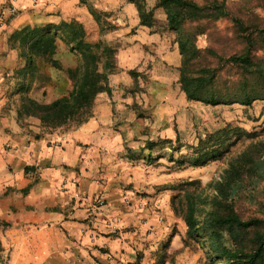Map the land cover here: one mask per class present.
<instances>
[{
  "label": "crops",
  "instance_id": "crops-1",
  "mask_svg": "<svg viewBox=\"0 0 264 264\" xmlns=\"http://www.w3.org/2000/svg\"><path fill=\"white\" fill-rule=\"evenodd\" d=\"M35 1L0 0V252L6 253L7 264H151L154 261L149 256L158 250L159 242L168 235L173 242H182L186 226L169 197L155 190L161 175L121 158L126 146L137 154L144 151L132 143L142 133L143 120L131 114L128 139H124L122 127L112 126L113 111L130 106L113 102L103 92L95 100L93 116L69 131H61V127L45 130L34 116L19 119L27 96L45 102L61 96L54 89L61 84V73L56 70L53 76L49 72L52 80L48 82H29L18 74L16 79L12 77L25 68L26 60L10 46L11 33L27 25L53 26L72 20L83 25L87 38L99 28L81 0ZM122 2L121 23L128 34L124 11L133 14L134 27L142 25L136 6ZM117 3L103 0L100 7L107 10ZM132 38V44L121 48L120 65L125 70L143 62L145 55L135 53L146 50L145 43L163 54L171 49L158 33L138 30ZM176 52L177 46H173ZM166 56L167 65L157 60L158 64L147 69L156 87L169 79L171 62ZM157 66L165 68L163 73H158ZM26 81L29 89H20ZM37 134L41 136L37 138ZM125 140L129 142L123 143ZM142 178L153 185H141ZM123 182H134L145 191L125 190ZM28 186L29 191L24 192ZM98 198L104 204L98 206Z\"/></svg>",
  "mask_w": 264,
  "mask_h": 264
},
{
  "label": "rangeland",
  "instance_id": "rangeland-1",
  "mask_svg": "<svg viewBox=\"0 0 264 264\" xmlns=\"http://www.w3.org/2000/svg\"><path fill=\"white\" fill-rule=\"evenodd\" d=\"M122 1L118 0L117 6L103 10L100 7L103 0H81L99 24L98 31L87 40L111 50L109 60L113 67L106 72L109 86L110 82L114 86H110L111 93L104 91L103 95H109L115 103L121 101L130 106L114 108L116 118L112 126L115 129L122 127L124 139H128L130 120L127 118L133 114L144 122L142 133L135 136L134 142L131 141L136 145L133 147L144 151L137 154L126 146L127 149L120 154L121 158H129L136 164H143V170L150 169L161 175V181L154 184L155 190L169 197L175 213L186 226L182 242H173L169 235L159 242L158 250L149 256L154 261L151 264H228L217 254L221 246L250 245L254 230H241L234 236L229 230H222V236H210L211 220L228 215L239 216L243 220L264 218V0H227L231 13L248 24L257 39L256 48L260 49L258 56L263 61L254 58L252 68L256 69L259 62L263 72L248 76L241 64L228 62L231 55L241 53L245 46L242 33L231 17L198 22V27L192 24L176 31L165 26L166 14L161 8L155 10L159 22L151 28L144 25L134 27L133 14L124 11L123 22L128 21L127 34L126 25L121 23ZM156 2L147 0V7L153 8ZM260 29L263 34H260ZM138 30L146 34L148 31L161 34L170 43L171 49L163 54L162 50L153 49L145 43L147 49L135 53L145 55L143 62L125 70L120 65L121 48L132 44V37L137 35ZM63 32L61 28V35ZM190 33L199 34L188 39L187 34ZM180 40L187 41L189 45L185 55L181 53ZM10 46L18 52L22 61L26 60L22 44L15 41ZM173 46H177L176 53H173ZM195 47L198 53H194ZM165 56L171 62L169 79L156 87L147 69H151L157 60L167 65ZM55 57L65 70L82 62L80 55L61 40ZM185 58L188 60V74L198 75L208 68L214 70L217 77L204 96L210 99L213 93L220 103L187 98L179 81ZM40 63L43 73L40 80L44 81L49 72L53 76L57 73L44 65L47 61L41 60ZM175 63L179 65L177 68L173 66ZM164 69L157 66L159 74ZM60 75L61 84L58 82L54 89L62 94L65 86L70 90L71 79L67 72ZM245 76L248 77L247 82ZM12 77L16 79L17 72ZM245 91L249 93V98H245ZM122 98L130 99V102ZM73 126L74 123H70L60 129L69 131L74 129ZM128 142L125 140L123 143ZM140 183L146 186L154 182H144L142 178ZM123 188L145 191L134 182H123ZM189 200L194 201L198 225L203 227L194 235L188 234L185 221ZM96 203L98 206L104 204L102 198H98ZM5 255V252H0V264H7Z\"/></svg>",
  "mask_w": 264,
  "mask_h": 264
},
{
  "label": "trees",
  "instance_id": "trees-1",
  "mask_svg": "<svg viewBox=\"0 0 264 264\" xmlns=\"http://www.w3.org/2000/svg\"><path fill=\"white\" fill-rule=\"evenodd\" d=\"M127 1L136 6L140 24L150 28L159 22L155 15V10L159 8L163 9L166 14L165 26L176 31L183 30L185 26L192 24H197L196 27H198L200 25L198 22L216 21L224 17H231L242 33L245 46L241 53L231 55L228 62L234 65L241 64L240 66L246 76L263 72V66L259 62L256 63V69L252 68L254 58L263 61L258 56V50L260 49L256 48L257 39L244 19L231 13L227 0H156L157 2L153 8L147 7V0ZM61 28L64 30L62 35ZM197 34L199 33L187 34V38H195ZM260 34H263L262 29H260ZM60 40L65 41L67 45L71 46V51L80 55L82 62L75 68L63 69L59 60L55 57L58 53ZM15 41L23 45L27 57L25 68L16 71L23 80L27 78L31 82L43 76L41 60L47 61L44 65L57 70L59 73L67 72L71 79L70 90L65 86V92L51 102L27 96L22 108L19 110V119L23 115L37 117L45 130L60 128L70 123H74L73 127L77 128L93 116V107L97 96L104 91L111 93L106 72V70L113 67L109 60L111 50L103 48L98 42L88 41L81 23L72 20L62 21L53 26L27 25L16 29L10 35L9 44ZM179 46L181 53L185 55L189 47L187 41L180 40ZM194 50V53H198L196 47ZM208 51L211 50L208 49ZM184 62L185 66L180 68L179 81L187 98L213 104L220 103V99L213 93L210 99L204 96V92L209 90V86L217 77L214 70L208 68L198 75L188 74L186 68L188 60L185 58ZM102 64H104L103 70ZM45 76V82L52 80L51 75L46 74ZM247 80L248 77H246V82ZM29 85L26 81L24 85L20 86V89H29ZM245 86H247V83H245ZM245 93V98H249V93L247 91ZM40 136L41 134L36 135L37 138ZM29 189L30 186L23 189V191L28 192ZM185 221L189 235H194V233L199 232L200 228H203L198 225L193 200L188 201ZM249 229L254 230V237L250 245L239 243L240 245L230 246L223 244L217 253L218 256L225 258L228 264H263L264 218L255 217L243 220L239 216H218L211 220L210 236H222L220 233L222 230H229L234 236L241 230Z\"/></svg>",
  "mask_w": 264,
  "mask_h": 264
},
{
  "label": "built area",
  "instance_id": "built-area-1",
  "mask_svg": "<svg viewBox=\"0 0 264 264\" xmlns=\"http://www.w3.org/2000/svg\"><path fill=\"white\" fill-rule=\"evenodd\" d=\"M103 204V203H102Z\"/></svg>",
  "mask_w": 264,
  "mask_h": 264
}]
</instances>
